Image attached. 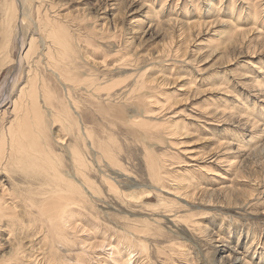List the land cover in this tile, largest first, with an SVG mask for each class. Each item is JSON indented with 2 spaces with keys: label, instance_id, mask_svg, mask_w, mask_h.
<instances>
[{
  "label": "rangeland",
  "instance_id": "rangeland-1",
  "mask_svg": "<svg viewBox=\"0 0 264 264\" xmlns=\"http://www.w3.org/2000/svg\"><path fill=\"white\" fill-rule=\"evenodd\" d=\"M38 1L20 30L4 22L0 2V96L25 57L0 131L16 122L13 101L32 102L37 78L35 130L86 192L39 240L0 236V264H16L18 243L38 248L32 264H264V0H51L78 53L77 82L61 80L47 58L38 63Z\"/></svg>",
  "mask_w": 264,
  "mask_h": 264
},
{
  "label": "bare ground",
  "instance_id": "bare-ground-1",
  "mask_svg": "<svg viewBox=\"0 0 264 264\" xmlns=\"http://www.w3.org/2000/svg\"><path fill=\"white\" fill-rule=\"evenodd\" d=\"M30 1L34 3L33 1L35 0H22V1L10 0L11 6L7 7L9 3L3 0L4 3L2 7V12H3L2 14L4 16V22L8 24L14 22L15 28H17V30H20L22 19L26 11V6L30 5L31 3ZM35 3H36L35 10L36 13H38V17H40V19L36 18L37 24L34 22L33 24H35V26L33 24L32 25L34 27L38 26L39 31L41 33H44V35L42 34L44 38L42 39L44 42L42 44L45 46L46 49V53L45 54L42 53L41 56H39L38 63H41L42 58H47L48 66L46 67L45 66L46 64L44 65L46 68L54 69V73L58 74L57 76H59L60 79L63 81L77 82V78L74 77V73H76V71L75 70L73 71L72 68L78 69L79 71L81 69L80 66H78L76 63V60L79 58L78 53L72 47V43L69 39V32L65 31L66 29L65 27H63L62 20L59 17L51 16V12L53 13L54 9L56 8L55 3L51 0H39L38 2ZM169 16L171 15L169 14ZM164 18L167 19V17L165 16ZM256 19L258 20L259 17ZM239 20H241L240 17ZM56 21H58V23H55ZM168 21L170 22L171 20ZM171 25H174V23ZM232 32H233L232 37H237V33L242 32V29L239 28L238 30H232ZM57 38H60L59 41L60 43L56 41ZM19 41H20L19 50L23 51L22 49H24L25 46L23 45L22 38L21 39L19 38ZM35 41H36V36H33L30 41L31 52L34 51L35 49V45L32 44V43H36ZM49 41L50 43H48ZM37 42L39 44L38 45L39 47L43 46V45L40 46L41 43L39 41ZM65 48L68 49L66 50L65 55H63L61 52ZM23 57H21L16 63L13 61L14 64L10 65L11 67L12 66L13 67L12 70L10 69L11 72H9L10 74L6 78L4 82V87L1 90L0 106L4 104L6 99L9 98V95L11 94V92L14 90V88L18 83V76L23 66V65L21 66V64L22 61L25 60V57L24 58ZM26 58H28V55L26 56ZM63 71H66V74H68V71L71 73L69 74V77L71 76L70 79L67 80L65 78L66 76ZM30 72L32 71L30 70ZM36 79L35 78L31 79L30 88L29 90H27V94L25 95V97L31 99L32 102L26 101L24 103V101L22 100V102L16 103L15 102L16 100L13 101L11 104L14 108L13 114L15 113L14 117L16 119V122L11 124V121L13 120L12 119L10 121V125L7 128L2 127L0 131L1 133L0 176L4 175L6 177L7 175L5 173L11 176L10 180L4 179L5 182L4 181L0 182V236L2 237L3 234L6 233L8 235L7 243L10 242L11 244L13 242L16 243L17 241H20V243H22L21 242L22 240H30L33 239L34 237H36V239L39 240V237L44 229H47L48 227L52 230L57 229L59 225L58 222L65 223L66 221L65 216L68 213V210H72L69 209V207H71L72 205L74 206L78 201H80L81 199L79 198L84 197L83 194L86 192L84 190L85 192H83L82 194L78 186L79 183L76 184L74 183L75 181L73 182L67 178L68 174L64 173L63 171L64 169H62L61 159L53 151L50 140L40 136L39 135L40 131L38 132V129L37 131L35 130L36 127L39 126L40 123L42 122L41 116L43 114L42 110L39 109V106H37L38 105L37 98L34 96V93L37 91V89L36 91L32 90L33 86H37V85H33L34 80ZM40 86H41L40 88L45 89L44 79H42V84ZM94 89L96 91L102 90L100 85L99 88H94ZM36 94L38 96V93ZM38 113L41 114L39 119L41 120L40 123L38 122L39 120H35L36 116L39 115ZM7 115L8 112L5 111L3 116H7ZM71 155L74 163L81 166L85 165L84 153L74 151L71 153ZM103 157L106 159L110 157L108 148L104 146H103ZM112 163H113V159H112ZM154 166L149 165V168L153 180H157V182H159L160 173L155 170ZM73 173L74 172H72L71 174ZM77 175L81 177L83 184L90 187V185L92 184L91 183L92 180L90 181V179L88 178L89 173L87 172L85 173L84 170L82 171L79 170V173H77ZM104 180L105 179H103V181ZM77 181L78 180H76V182ZM106 182L111 186L113 190L117 191L116 188L117 185L115 186L108 179H106ZM103 183H105V181ZM24 186H26L27 188H25ZM118 195L119 194H117V196ZM44 223H46V225H44ZM30 228L32 231L34 230L33 233L28 232ZM18 245L14 250V253L12 254V256L14 255L13 260L14 262H16V264H32L30 263V259L32 258L35 259L34 261L36 262L38 261L39 257L37 258V255L34 252V251H38V248L36 250L34 244H32L33 245L32 247L34 248L31 251L29 250L30 252L24 251L23 248L21 247V244L18 243ZM131 260L132 258L130 256L128 261L125 262L130 264Z\"/></svg>",
  "mask_w": 264,
  "mask_h": 264
}]
</instances>
